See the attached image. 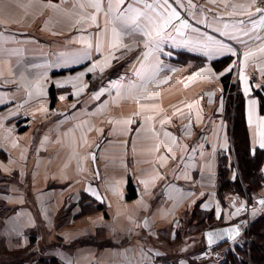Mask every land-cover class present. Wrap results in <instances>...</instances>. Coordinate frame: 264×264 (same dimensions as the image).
<instances>
[{
	"label": "crops",
	"instance_id": "crops-1",
	"mask_svg": "<svg viewBox=\"0 0 264 264\" xmlns=\"http://www.w3.org/2000/svg\"><path fill=\"white\" fill-rule=\"evenodd\" d=\"M249 3L0 0V264H35L21 258L31 246L65 264H208L207 229L246 232L264 185L252 200L216 188L220 154L233 159L226 68L259 148L264 22L233 7ZM173 9L159 48L146 45Z\"/></svg>",
	"mask_w": 264,
	"mask_h": 264
},
{
	"label": "trees",
	"instance_id": "trees-1",
	"mask_svg": "<svg viewBox=\"0 0 264 264\" xmlns=\"http://www.w3.org/2000/svg\"><path fill=\"white\" fill-rule=\"evenodd\" d=\"M231 60V56L215 59L212 66L216 71H220L226 65H229ZM231 77L232 72L229 71L220 77V81L225 97L224 117L230 123L233 159L226 152L220 154L216 189L218 197L222 200L226 192L246 193L249 199L252 200L264 185V174L261 168L264 161V150L255 148L252 151L251 149L245 115V97ZM255 94L259 99L260 111L263 112L264 93L257 91ZM49 97L51 104H53L56 99L53 86L49 88ZM233 167L237 169L235 176L230 175ZM127 188V198L134 197L135 191L130 181H128ZM95 207L100 208L101 206L97 204ZM218 246H226L223 249L224 259L220 264H264V212L254 217L250 221L246 232L235 241L218 244ZM42 262H44L43 264H64L55 257L43 259Z\"/></svg>",
	"mask_w": 264,
	"mask_h": 264
},
{
	"label": "snow or ice",
	"instance_id": "snow-or-ice-1",
	"mask_svg": "<svg viewBox=\"0 0 264 264\" xmlns=\"http://www.w3.org/2000/svg\"><path fill=\"white\" fill-rule=\"evenodd\" d=\"M123 2H124V0H117V3H123ZM212 2H215V0H212ZM164 3L166 4L167 3V0H164ZM256 4H257V0H250V3L249 4L233 5V7L234 8L235 7H239L241 9H243L244 11L241 12L240 14L241 15L247 14L249 16L253 15V13L250 11V9L254 7L256 13H261L262 14L261 17H260V19H261L262 22H264V6L257 7ZM260 4L261 5H264V0H260ZM93 6L95 8H97V9H99V3L98 2L95 3V4H93ZM230 14H233V13H230ZM178 15L179 14L173 9V10H171L170 15L166 19H163L161 23H159V24H153L150 29L146 30L144 32V35L147 37V39L145 41L146 45H147V43L149 41H151L152 44H153V46L155 48H159L160 41L163 38V36H162L163 30L165 28H167L168 25L171 23V21L173 19L177 18ZM91 20L93 22H95L96 17L95 16H92L91 17ZM114 34L118 36V34L115 33V30H114ZM257 39H259V37H257ZM96 50L97 51L100 50L99 45H97V49ZM259 51L260 52H264V44H262L260 46ZM252 55H253V53L251 51L244 52L245 59H247L248 57H250ZM107 64H108V62L105 61V67L107 66ZM95 67H96V65H93V67L92 68H89L88 71L89 72L94 71L95 70ZM229 70H230V68H226L224 70V72H228ZM101 71H103V69H101ZM203 72L212 73V69L211 68L201 69L200 72L196 73V75H200V73H203ZM224 72H221L220 73V76H223L224 75ZM80 75L83 76V73H80ZM240 79L241 80H246V77L244 76L243 71H241V73H240ZM166 82H167V78H165V80L160 81V83H166ZM82 90L83 89H80V91H82ZM245 91L246 92L248 91L247 87H245ZM249 103H250V105H255L256 101L255 100H252ZM251 112H252V109L250 107V109H249V121L250 122H251ZM260 126H261V131L259 133V137L260 138L258 140V145H259V148L264 149V117L261 118V124H260ZM166 135H168V134L166 133ZM93 195H97V194L95 192H93ZM97 198H99V197H97ZM260 203H264V200H261ZM209 235H211V234H209Z\"/></svg>",
	"mask_w": 264,
	"mask_h": 264
},
{
	"label": "water",
	"instance_id": "water-1",
	"mask_svg": "<svg viewBox=\"0 0 264 264\" xmlns=\"http://www.w3.org/2000/svg\"><path fill=\"white\" fill-rule=\"evenodd\" d=\"M204 236L207 245L214 246L234 241L240 236V229L236 223H232L207 229Z\"/></svg>",
	"mask_w": 264,
	"mask_h": 264
},
{
	"label": "rangeland",
	"instance_id": "rangeland-1",
	"mask_svg": "<svg viewBox=\"0 0 264 264\" xmlns=\"http://www.w3.org/2000/svg\"><path fill=\"white\" fill-rule=\"evenodd\" d=\"M236 64V63H235ZM234 68V67H233ZM234 82V81H233ZM198 218V217H197ZM203 224V223H202ZM202 224H198V228L199 229H201L202 227H203V225ZM191 233H192V230H191ZM221 248V250H223L224 248H226V246H221L220 247ZM41 252V253H40ZM46 249L44 248V247H41L40 249H39V252H38V249H35V248H33L32 246L30 247V250L29 249H24V252H23V254L24 255H22L21 256V258H23L24 260L25 259H28V257L29 256H35L34 258H35V264H43L44 262H42V260L43 259H49V258H51L52 256L51 255H46ZM31 254V255H30ZM209 254V253H208ZM210 256V255H209ZM168 261L170 262V263H172V264H175V258L173 257V256H168ZM64 263V262H63ZM47 264V263H46ZM65 264V263H64ZM208 264H215L214 262H213V259H212V257L210 256V261H208Z\"/></svg>",
	"mask_w": 264,
	"mask_h": 264
},
{
	"label": "built area",
	"instance_id": "built-area-1",
	"mask_svg": "<svg viewBox=\"0 0 264 264\" xmlns=\"http://www.w3.org/2000/svg\"><path fill=\"white\" fill-rule=\"evenodd\" d=\"M257 4L260 6H264L260 4V0H257ZM208 253L212 257L213 262L215 264H220L223 262L224 259V252L221 250V248L218 245L209 246L208 247Z\"/></svg>",
	"mask_w": 264,
	"mask_h": 264
}]
</instances>
